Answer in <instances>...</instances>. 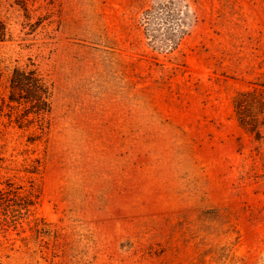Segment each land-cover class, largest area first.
Returning a JSON list of instances; mask_svg holds the SVG:
<instances>
[{"label": "rangeland", "instance_id": "1", "mask_svg": "<svg viewBox=\"0 0 264 264\" xmlns=\"http://www.w3.org/2000/svg\"><path fill=\"white\" fill-rule=\"evenodd\" d=\"M0 18V70L51 85L42 120L1 107L0 264H264V0Z\"/></svg>", "mask_w": 264, "mask_h": 264}, {"label": "trees", "instance_id": "2", "mask_svg": "<svg viewBox=\"0 0 264 264\" xmlns=\"http://www.w3.org/2000/svg\"><path fill=\"white\" fill-rule=\"evenodd\" d=\"M6 34V26L0 18V42L6 39ZM1 88L7 93L6 98H1L0 112H2L1 107L4 106L11 109L23 104L26 107L23 113H18L19 115L14 117L19 127L24 122L32 121L29 117L33 116L32 119L42 120V117L50 112L51 85L35 67L14 66L6 74L5 71L0 70ZM6 115L11 120V115L8 113ZM1 193L0 189V196ZM29 202H31L30 199L27 205L30 204Z\"/></svg>", "mask_w": 264, "mask_h": 264}]
</instances>
